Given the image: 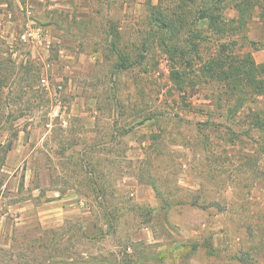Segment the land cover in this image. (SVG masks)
Listing matches in <instances>:
<instances>
[{"label":"rangeland","instance_id":"rangeland-1","mask_svg":"<svg viewBox=\"0 0 264 264\" xmlns=\"http://www.w3.org/2000/svg\"><path fill=\"white\" fill-rule=\"evenodd\" d=\"M0 264H264V0H0Z\"/></svg>","mask_w":264,"mask_h":264},{"label":"trees","instance_id":"trees-1","mask_svg":"<svg viewBox=\"0 0 264 264\" xmlns=\"http://www.w3.org/2000/svg\"><path fill=\"white\" fill-rule=\"evenodd\" d=\"M217 63V67H219L217 70L219 72L216 71V77L219 76L218 73H221L222 75H224V77H226L228 75V77L230 78H234L235 76H239L241 74L246 75V74H249V68L247 66L246 67H240V64L237 62L236 66H232L231 62H226L224 60H220L219 63ZM249 65H251V69H252V66H253V62H250ZM230 70H231V73H230ZM230 73V74H229Z\"/></svg>","mask_w":264,"mask_h":264},{"label":"crops","instance_id":"crops-1","mask_svg":"<svg viewBox=\"0 0 264 264\" xmlns=\"http://www.w3.org/2000/svg\"><path fill=\"white\" fill-rule=\"evenodd\" d=\"M20 148V147H19ZM17 146V149L15 148H10L7 151V158H8V162H10V158L15 155L16 158H18V162L16 164H18L19 162H21L22 160L24 161L25 159V155L27 156V154H25V152H27L28 150H25L24 148H22V150H20ZM6 163V162H5ZM5 167V165H4ZM7 167V166H6ZM68 199V198H66ZM68 200H65L63 198L60 199H55L50 201L49 203H47V211H49L51 208H54V206H58V205H62L63 203H65Z\"/></svg>","mask_w":264,"mask_h":264},{"label":"built area","instance_id":"built-area-1","mask_svg":"<svg viewBox=\"0 0 264 264\" xmlns=\"http://www.w3.org/2000/svg\"><path fill=\"white\" fill-rule=\"evenodd\" d=\"M33 32H34V31H33ZM31 33H32V32H29L28 34H31ZM36 35H38V32H36ZM22 37L25 38V33L22 34ZM41 81H42V83H45V84H46V80H45V78H42ZM55 195H56V193H55Z\"/></svg>","mask_w":264,"mask_h":264}]
</instances>
